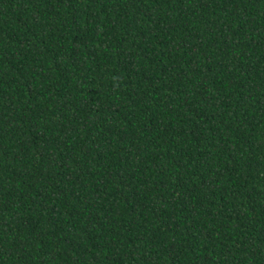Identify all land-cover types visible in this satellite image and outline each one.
Wrapping results in <instances>:
<instances>
[{
    "label": "trees",
    "instance_id": "16d2710c",
    "mask_svg": "<svg viewBox=\"0 0 264 264\" xmlns=\"http://www.w3.org/2000/svg\"><path fill=\"white\" fill-rule=\"evenodd\" d=\"M0 264H264V0H0Z\"/></svg>",
    "mask_w": 264,
    "mask_h": 264
}]
</instances>
